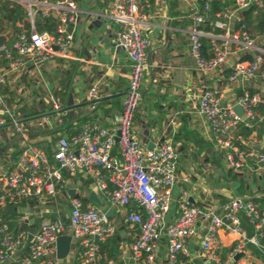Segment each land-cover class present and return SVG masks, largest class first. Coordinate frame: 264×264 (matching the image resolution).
Returning <instances> with one entry per match:
<instances>
[{"label":"built area","instance_id":"2783aa9c","mask_svg":"<svg viewBox=\"0 0 264 264\" xmlns=\"http://www.w3.org/2000/svg\"><path fill=\"white\" fill-rule=\"evenodd\" d=\"M8 1L26 2L22 6L28 28L18 32L10 43L0 46V84L10 72L35 70L55 57L67 58L79 12L75 0ZM263 2L233 0L231 5L215 13L211 26L218 30L216 33L200 27L209 18L207 0L189 13L188 54L195 71L216 72L227 63L229 55L236 56L226 77L228 83L241 87L234 103L224 102L215 87H204L194 96V107L209 139L223 151L226 166L234 171L243 167L264 171V151L251 147L252 136L243 137L236 129L238 123L249 126L255 119L260 97L243 88V84L256 77L264 78V45L257 42L244 24L235 25L239 22V11L251 5L261 7ZM149 6V0H109L103 14L114 25L110 42L129 61L126 89L113 129L85 124L69 137H58L47 155L29 143L27 126H42L49 122L50 115L42 113L30 117L31 120L25 119L27 115L18 112L20 106L6 103L0 94V126L11 127L19 137V153L13 166L0 171V213L29 199L39 204L51 199L54 203L70 179L80 175L89 179L91 187L102 195L109 208L122 216L126 225L136 228L128 244L126 264H155L162 239L166 264H175L179 254L189 255L186 242L196 234L199 241L196 256L218 262V230L237 237L224 255V262L230 264L247 244L259 247L264 203L259 206L248 196H234L217 212L211 207L190 203L181 192L175 217L165 223L169 187L175 181L177 152L168 140L146 148L131 131L141 81L149 66V41L143 32L150 16ZM48 16L54 19L53 31L36 32L34 22ZM200 37L209 40L208 57L200 52ZM243 56L248 57L241 59ZM87 98L90 108H94L98 98L95 85L88 88ZM234 104L241 109L243 119L233 109ZM57 108L56 99L50 97V109ZM115 145L118 155L112 152ZM56 214L54 219L42 220L32 231L27 228L29 223L24 217L0 219V264H61L55 256V241L60 235L70 237L69 248L73 247L78 264H114L101 249V243L115 228L104 210L92 201L72 196L64 218L58 211ZM239 214L252 223V234L246 235L241 228ZM242 264L251 263L245 260Z\"/></svg>","mask_w":264,"mask_h":264},{"label":"crops","instance_id":"0c3cea01","mask_svg":"<svg viewBox=\"0 0 264 264\" xmlns=\"http://www.w3.org/2000/svg\"><path fill=\"white\" fill-rule=\"evenodd\" d=\"M204 1L149 0L150 16L143 29L149 41V66L141 81L140 99L132 117L131 131L146 148L168 140L177 152L175 181L169 187L168 209L163 218L165 223L175 217L181 192L186 194L190 203L208 206L217 212H221L225 201L234 196H248L249 193L264 196V171L243 167L229 173L223 151L212 144L194 107V96L204 87L217 88L222 100L229 103H234L241 88L226 80L229 65L236 58L233 54L229 55L221 69L213 73H199L193 67L187 44L189 13L194 8H200ZM108 2L75 0L79 12L73 25V42L68 57H55L35 70L10 72L1 83V87L13 93L8 104L25 108L31 106L39 112L25 116V119L31 120L33 118L30 117L42 113L50 115L49 122L42 126H27L29 143L48 155L58 137H69L85 124L105 129H113L116 125L121 97L126 89L129 61L124 52L110 42L114 25L103 15ZM17 25L23 30L22 22ZM0 35L5 36L3 44H6L12 31L7 29ZM92 85L96 86L98 94L94 108H90L87 98V90ZM243 88L260 97L253 120L255 127H258V123L264 119V113L258 110L264 104V78L250 79L243 84ZM0 94L7 103V93ZM50 97L58 103L56 110L50 109ZM44 105L47 107L42 112L40 109ZM248 135L252 136L251 147L257 146L264 151V128L260 136L256 128ZM112 152L118 155L116 145ZM18 153V135L7 125L0 126V171L11 168ZM232 173L237 175L236 178H231ZM89 191L98 197L100 204L97 206L108 211L114 232L120 239L118 254L111 259L114 264H126L128 244L136 228H130L115 209L109 208L102 195L91 187L87 177H72L54 203L51 199L45 204L29 199L18 205L16 216L9 217L26 218L29 223L27 228L32 231L42 220L54 219L56 211L64 218L70 194L87 198ZM217 237L218 262L196 256L199 252L196 234L188 238L186 247L189 255L179 254L178 264H227L224 255L237 237L222 230L217 231ZM75 255L73 247H70L66 257L60 259L61 264H73ZM245 260L251 264H264V260L253 255L248 248L230 264H242ZM155 264H166L163 239L157 249Z\"/></svg>","mask_w":264,"mask_h":264},{"label":"trees","instance_id":"16d2710c","mask_svg":"<svg viewBox=\"0 0 264 264\" xmlns=\"http://www.w3.org/2000/svg\"><path fill=\"white\" fill-rule=\"evenodd\" d=\"M232 2L233 0H208L209 18L203 25L200 26L201 29H203L204 31H211L216 33L218 30L212 28L211 26V22L215 19L214 16L215 13L231 5ZM25 16H26V11L21 4L16 2H10L8 0H0V33L5 32L7 29H11L12 31V36L10 37L8 43H10L15 38L16 34L21 31V28L17 24L21 23L22 19L25 18ZM238 16H239V22L235 23V25L237 26L240 23L244 24L247 30L257 38V42L264 45V39L262 38V35L264 33V2L261 7H255L254 5H251L239 11ZM53 29H54V19L51 16L42 18L40 20H36L34 22V30L36 32H42V31L51 32L53 31ZM200 41H201V47H200L201 54L205 57L210 56L208 38L200 37ZM247 57L248 56H243L241 57V59ZM0 92L4 94L7 93L5 99L7 103L10 102L13 93L11 91H8L6 87H1V84H0ZM46 107L47 105L41 106L40 111L44 112ZM258 110L261 113H264V104L260 106ZM18 112H20V114L24 116L39 113L38 111H34L31 108V106L28 108L20 106L18 108ZM255 126L256 125L254 124L253 121L249 126L241 122L237 124L236 129L243 137H246L256 128L257 135L260 136L264 128V119L260 123H258V127ZM231 171H232L231 169L228 170L229 173H231ZM236 176L237 175L234 173L233 175H231V178H236ZM239 184H240L239 186L241 187L242 183L240 182ZM247 195L254 203L258 204L259 206L264 203L263 195L253 196L250 193ZM77 197L82 201H87V198L85 196L77 195ZM16 208H18V206L6 207L3 210V212L0 213V219L6 220L9 215L12 217L16 216L17 213ZM239 217H240V225L245 231L246 235L252 234L253 232L252 223H250L247 220V218L244 217L242 214H239ZM261 231H262V236L258 239L259 247H255L251 244H247L246 248H248L256 257H260L262 260H264V223L261 227ZM119 241L120 239L117 236L116 232H113L101 243V249L106 252V256L108 258H113V259L116 258L118 254ZM178 261L179 260L177 258L175 264H178ZM73 264H78V261L75 260Z\"/></svg>","mask_w":264,"mask_h":264},{"label":"water","instance_id":"95a60500","mask_svg":"<svg viewBox=\"0 0 264 264\" xmlns=\"http://www.w3.org/2000/svg\"><path fill=\"white\" fill-rule=\"evenodd\" d=\"M22 29L27 31V19L23 18L22 19ZM5 41V36L0 35V46L3 44V42ZM233 109L236 111V113L240 116L241 119H243V114L241 112V109L239 108V106L237 104L233 105ZM115 141H117V137L114 138ZM254 149H258V147L256 146ZM69 193H71V190H68ZM70 198L72 197V195H69ZM87 200L94 202L96 205L100 204L99 199L96 197V195L92 192L89 191L88 195H87ZM106 216H108V211L105 212ZM30 238V235L27 236V240ZM69 245H70V237L68 235H60L56 241H55V256L58 259H63L66 257V255L68 254L69 251ZM240 253H238L236 256H238ZM235 256V257H236Z\"/></svg>","mask_w":264,"mask_h":264},{"label":"rangeland","instance_id":"374dc122","mask_svg":"<svg viewBox=\"0 0 264 264\" xmlns=\"http://www.w3.org/2000/svg\"><path fill=\"white\" fill-rule=\"evenodd\" d=\"M21 5L26 6V2L25 1H20ZM65 260V259H64Z\"/></svg>","mask_w":264,"mask_h":264}]
</instances>
